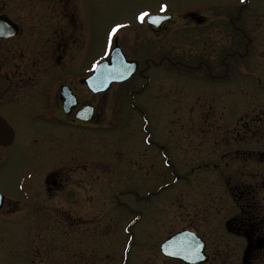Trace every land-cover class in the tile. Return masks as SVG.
<instances>
[{
  "label": "rangeland",
  "instance_id": "1",
  "mask_svg": "<svg viewBox=\"0 0 264 264\" xmlns=\"http://www.w3.org/2000/svg\"><path fill=\"white\" fill-rule=\"evenodd\" d=\"M162 5L174 19L163 33L137 21L140 12L155 14ZM73 6L84 42L67 67L75 82L107 57V32L115 23L130 25L118 43L139 68L150 60V71L142 73L150 81L135 75L94 97L100 114L94 132L79 136L64 128L63 146L90 147L95 178L85 177L81 185L72 175L68 191L49 197L46 173L33 182L29 174L42 166L45 147L43 136L34 134L57 127L28 116L34 111L25 112L17 95L26 86L29 94L42 90L52 106L62 76L58 55L32 70L34 81L24 86L19 53L0 43V115L15 132L14 144L0 147V195L8 202L0 210V264H180L162 257L159 245L182 230L205 241L206 264H242V239L225 224L238 214L233 191L249 185L247 152H264V0H74ZM0 12L33 21L57 15L58 6L52 0H0ZM189 12L205 23L184 18ZM41 25L37 29L46 35ZM145 42L153 48L143 50ZM222 61L229 68L220 67ZM199 62L218 78L202 76L204 67L189 72L183 66ZM14 84L17 90H6ZM15 102L18 107H10ZM74 156L63 160L65 169L75 165Z\"/></svg>",
  "mask_w": 264,
  "mask_h": 264
},
{
  "label": "flooded vegetation",
  "instance_id": "2",
  "mask_svg": "<svg viewBox=\"0 0 264 264\" xmlns=\"http://www.w3.org/2000/svg\"><path fill=\"white\" fill-rule=\"evenodd\" d=\"M52 1H54L58 6V14L48 17L47 19L38 18L41 20H35L33 17V21H31L32 17L30 15H21L17 17L20 20H15L7 18L0 12V16L9 19V21L16 27V30L13 33L14 36L10 39H0V43L7 42L13 48V51L16 50L19 53L20 61L17 62V66H19L20 69L24 71L22 76L20 73L19 80L22 84H24V86L34 81V78L31 77L32 70H39L43 63L48 64L50 55H58L56 66L59 70H61L62 76H59L60 78L57 79L56 85L54 86L52 106H49L47 101H45V95L43 94L44 91L42 90H40V94H29L28 91H25L27 90L25 89L27 86L20 89L16 84H14L15 88H13L11 85L6 88L7 91H15L17 88L20 90L18 92L22 91L20 95H17L18 103L27 105L25 112L34 111L29 113L28 116L57 127L51 132L47 131L42 133V130L41 132L34 134L38 135L39 138L41 135L43 136L45 147L41 149L42 155L40 157V163L42 166L33 167L29 174L33 182L36 177L40 176L42 173H46L44 184L46 187L47 196L49 197L53 192L58 190H60L61 193L68 191V183L71 180L72 175L77 177V182H81V185L83 184V179L85 177H88L89 182L94 180V163L93 160L90 159L93 152L90 155V147H87L86 149L81 147L72 150L70 147L63 146L62 142L63 138L65 139L64 131L66 129L71 130L72 134L73 132H76L77 129L79 131L77 135L79 136L84 132L92 133L95 130L97 124L96 122L100 120L97 104H95L94 100H92L98 95L90 92L86 84L83 82V80H85L90 75L91 71H89L86 76L78 79V81L75 82V80H73L76 79L73 77L74 73L67 70V67L71 65V56L74 58V56L78 54V51H80L84 46L83 38L80 42L79 34L82 33L79 19L73 6L74 0ZM155 14L164 15L167 13H162L160 11L156 12ZM197 15L198 14L196 13H188L184 18H190L192 22L200 25L202 19L200 18V15ZM45 16L46 15H39L38 17L46 18ZM228 22L233 30H238L233 18H230ZM31 23H34L33 26ZM169 23H174L173 17L166 23L153 25L146 22L143 24V26L147 30L159 34L166 30ZM202 23H205V21ZM40 25L41 28L45 29V32L47 33L46 35H42L41 30L37 29V26ZM190 26L191 25L189 24L187 25V27ZM44 39L46 42H44ZM156 39L157 38H155V40ZM151 43H155L156 45L158 44V40L155 42L152 41ZM35 44H37V48L42 45V50L37 53L32 51V46ZM145 45L146 42L143 45V50L146 48H153L150 46L145 47ZM52 47L53 49H51ZM119 47L126 55V50L123 45H119ZM236 54L237 53L233 52L232 54L228 55L233 57ZM144 63L146 65L144 69H142L139 68L140 63L138 62V70L135 75L143 78L144 84H148L150 81L149 76L145 74L143 75L142 73L145 70L147 72L150 71V60H145ZM219 65L220 67L223 66L224 68H229V64L223 61ZM158 66L159 64H157V67ZM183 66H185V69L189 70V72H199L204 67L205 74H202V76L208 75L210 78L217 77L213 76L212 74L213 68L203 62H199L196 65ZM79 86L83 88L82 91H80ZM62 87H67V89L75 97L76 104L73 107H68V105H66L67 101L61 93ZM132 94L133 92L131 91V95ZM10 95L12 94H9L8 96ZM14 96L15 94L12 95V97ZM15 103L16 104H11L10 107L14 108L15 105L18 107V103ZM36 104L41 106L38 108L36 107ZM84 107H93V114L91 115V119L88 121H82L77 118L78 112ZM84 114L86 113L84 112L82 115ZM253 121L255 122L256 119L254 118ZM65 127L66 129H64ZM145 131L147 132V129H145ZM13 133L14 139L10 146H12L15 142L14 130ZM33 138H35V136H33ZM33 141L36 142V140ZM148 143L152 144L151 139L148 140ZM72 154H76V156L71 157L73 158L71 161L73 160L75 165L65 169L63 166V160L68 158L66 156L70 157ZM247 154L248 155L246 156H248V159H245L244 161H249L248 166L252 167L248 170V175L245 174L246 179L249 181V185L237 186L236 190L233 191L232 197L238 210V214L233 216L230 221H227L225 225L227 230L242 239V264H255L264 262V152L251 150L250 152H247ZM80 162L81 164H79ZM50 166H55L56 169L48 171L49 169L47 167ZM37 172H39V174ZM89 184L90 183H88V186ZM30 193L31 184L28 193L29 196H31ZM206 250L207 244L205 243V253L208 263L210 257Z\"/></svg>",
  "mask_w": 264,
  "mask_h": 264
},
{
  "label": "water",
  "instance_id": "3",
  "mask_svg": "<svg viewBox=\"0 0 264 264\" xmlns=\"http://www.w3.org/2000/svg\"><path fill=\"white\" fill-rule=\"evenodd\" d=\"M153 17H160L161 22L169 20L170 18L169 16L162 17V16L155 15V16L150 17L147 21L151 23V19ZM160 23H156V25ZM15 30L16 28L9 20L0 17V39L11 38L14 35L13 33L15 32ZM102 63H106L110 67H115L118 70V72L116 73L118 78L114 79L111 76H108L107 78H105L101 76L100 73L92 72L90 77L87 78L84 82H86L88 88L92 90L94 93L106 92L110 89L111 84L113 82H123L129 79L137 68V63L134 61H131V62L127 61L117 46L111 51L109 59L106 61H103ZM121 72L123 73V77L119 76V73ZM65 95L66 94L64 93V96ZM65 97H68V96L66 95ZM66 99L69 100L67 101L69 103L68 107L70 106L73 107L74 103L71 102L72 97H68ZM82 112L89 114L90 110L86 112V109H85ZM86 114L78 116L79 119H82L85 121L88 120L90 117L86 116ZM0 127H3L9 130L8 135L4 136L3 138H0V146H3V147L9 146L13 141V130L6 124V122L1 117H0ZM3 204H4V197L0 195V209L2 208ZM178 238L182 239L185 242L199 244L200 245L199 251H200L202 258H191L190 256L189 259H184L182 256L169 255L168 254L169 252L174 251L172 241ZM159 252L162 257L169 259V260L178 261L181 264H202V263L207 262V256L205 254V243L195 233L191 231H187V230L178 232L168 237L164 242H162L159 245ZM185 254L189 255L188 252H186Z\"/></svg>",
  "mask_w": 264,
  "mask_h": 264
},
{
  "label": "snow or ice",
  "instance_id": "4",
  "mask_svg": "<svg viewBox=\"0 0 264 264\" xmlns=\"http://www.w3.org/2000/svg\"><path fill=\"white\" fill-rule=\"evenodd\" d=\"M241 4L247 3V0H240ZM167 5H162L161 6V12H164L167 10ZM150 13L148 12H140L136 19L137 21L143 25L146 23V18L150 17ZM160 17H153L151 19V23L156 24L160 23ZM130 25H126L123 23H115L114 25L110 26L108 32H107V43H108V49L112 50L115 48L116 43H118L120 39V32L122 29L128 28ZM103 59V58H102ZM91 72L93 73H100L101 76L107 78L108 76H111L112 78H118L116 73L118 70L115 67H110L106 63H102V61H96L91 69ZM120 77H123V73H119ZM9 134V130L5 129L3 127H0V138H3L4 136ZM127 230V229H126ZM183 235V234H182ZM172 245L174 247V251L169 252V255L172 256H182L184 259H189L190 256L191 258H202L199 248V244L191 243V242H185L182 239H176L172 241ZM188 252L189 255H186L185 253Z\"/></svg>",
  "mask_w": 264,
  "mask_h": 264
}]
</instances>
